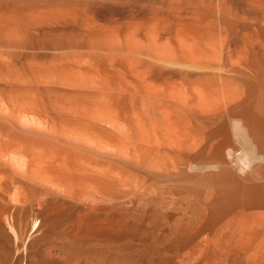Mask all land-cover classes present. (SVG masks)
Returning a JSON list of instances; mask_svg holds the SVG:
<instances>
[{
  "label": "bare ground",
  "instance_id": "obj_1",
  "mask_svg": "<svg viewBox=\"0 0 264 264\" xmlns=\"http://www.w3.org/2000/svg\"><path fill=\"white\" fill-rule=\"evenodd\" d=\"M0 264H264V0H0Z\"/></svg>",
  "mask_w": 264,
  "mask_h": 264
}]
</instances>
